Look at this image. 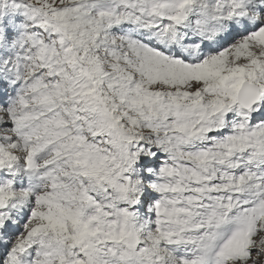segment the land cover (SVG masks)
I'll list each match as a JSON object with an SVG mask.
<instances>
[{
	"label": "clouds",
	"instance_id": "9594fccd",
	"mask_svg": "<svg viewBox=\"0 0 264 264\" xmlns=\"http://www.w3.org/2000/svg\"><path fill=\"white\" fill-rule=\"evenodd\" d=\"M250 25L264 29V0H0V185L15 193L9 210L23 214L40 196L86 216L99 206L101 235L126 236L101 244L98 264H180L198 254L152 237L203 219L206 210L188 202L200 186L194 171L216 184L225 172H264V159L248 165L251 149L232 156L242 169L219 163L222 141L264 126V73L219 110L218 78L172 72L213 58L227 68L264 62L257 39L239 48L237 33ZM249 91L255 102L243 108ZM194 128L206 130L190 136ZM202 151L214 154L207 166L194 158ZM260 240L239 264H264Z\"/></svg>",
	"mask_w": 264,
	"mask_h": 264
},
{
	"label": "snow or ice",
	"instance_id": "6c2138e0",
	"mask_svg": "<svg viewBox=\"0 0 264 264\" xmlns=\"http://www.w3.org/2000/svg\"><path fill=\"white\" fill-rule=\"evenodd\" d=\"M179 19V17H176ZM259 25L248 26L243 33L244 40L240 49H247L251 39L264 43V29L259 33L254 31ZM248 32H252L250 37ZM251 55L250 52L245 53ZM159 56V53H153ZM217 58L196 70L185 65L174 69V77L195 75L198 79L207 80L218 78V83L224 90V100L219 110L229 107L228 99L233 103L240 102V93L247 81L255 79L259 73H264V62L252 59L247 66L227 68L223 63L215 67ZM179 65V61L173 62ZM255 91H249L241 107L249 108L255 102ZM240 127H243L241 125ZM206 129H193L189 135L196 136ZM225 153L219 163L228 169H242L239 161L232 159L234 152H244L251 149L248 165L264 159V126L243 136H231L222 141ZM213 153L202 151L195 155V159L202 166H207ZM145 165L149 163L146 159ZM161 172L171 170L162 168ZM195 182L200 185L192 189L196 195L189 197L188 202L194 207H203V219L194 225L181 222L184 227L177 232H163L160 236L152 237L154 244L166 239L170 244H186L197 249L198 254L184 256L180 264H239L248 261L251 255L261 249L255 247L260 234H264V172L253 171L250 167L238 174L223 173L222 183L216 184L215 176H202L194 171ZM10 183V182H9ZM168 185H161L160 191L168 190ZM225 192L228 196H211L209 193ZM15 193L0 185V264H98L97 255L100 245L109 240L123 241L126 233H104L97 226L102 222V209L96 206V215L86 216L81 209L67 208L52 202L45 196L36 198V207L23 214H18L13 206L9 210V201ZM207 196L211 203L201 205V197ZM90 199V198H89ZM47 204V207L44 205ZM159 208V204L157 205ZM178 212L190 213V209H178ZM124 215H128L125 210ZM186 230L200 233L196 237H183ZM264 245V240L259 241ZM113 253L116 249L111 250Z\"/></svg>",
	"mask_w": 264,
	"mask_h": 264
}]
</instances>
